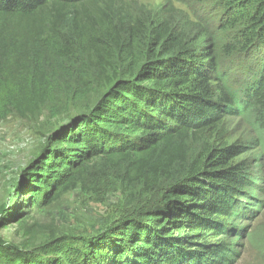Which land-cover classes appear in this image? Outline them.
<instances>
[{"label":"trees","instance_id":"16d2710c","mask_svg":"<svg viewBox=\"0 0 264 264\" xmlns=\"http://www.w3.org/2000/svg\"><path fill=\"white\" fill-rule=\"evenodd\" d=\"M215 1L223 15L212 29L196 12L198 22L180 28L173 4L142 21L124 0H0V123L12 114L34 117L44 107L58 118L63 89L70 101L88 100L86 74L75 89L67 82L74 76L67 63L79 54L105 85L84 115L49 135L28 167V202L52 205L80 187L102 200L116 187L91 172L100 160L112 171L123 168L117 184L126 205L153 200L147 211L134 210L114 232L85 245L89 252L67 249L64 239L54 245L55 261H29L19 251L9 255L0 242V264H228L230 246L205 257L206 239L224 229L219 218L258 213L263 202L243 191L252 188L244 186L246 166L234 162L235 148L208 149L180 183L165 189L176 167L187 163V142L202 140L230 113L252 128L264 151V0ZM250 54L255 62L245 86L230 87L225 61ZM241 191L246 200L234 203L229 196ZM56 230L35 223L25 232L56 240ZM252 236L264 258V235Z\"/></svg>","mask_w":264,"mask_h":264},{"label":"rangeland","instance_id":"374dc122","mask_svg":"<svg viewBox=\"0 0 264 264\" xmlns=\"http://www.w3.org/2000/svg\"><path fill=\"white\" fill-rule=\"evenodd\" d=\"M187 1L191 4L183 5L178 0H124L135 9L139 15L138 19L142 21L173 4L169 10H172V19L180 28L185 27L187 22H198L194 18V12L197 13L199 20H205L212 29L216 27L223 15V9L215 0H203L200 3L194 0ZM70 23L71 19L64 26V31L68 30ZM254 62L253 54L225 61L230 87L239 89L245 86L249 79L248 72L253 68ZM67 66L74 71L72 79L67 81L73 89L77 86L79 76L87 75L85 78L89 80V89L92 91L88 100L70 101L66 94L67 90L63 89L58 93L57 110L60 113L58 118L52 119L50 109L44 107L34 117L21 119L12 114L0 123V212L2 207H6L0 217V242L3 243L4 249L10 250L9 255L13 256L14 251H19V254L30 256L29 261L40 259L55 261L59 246L54 245L64 239L67 249L89 252L90 248H84L85 245L104 239L133 217L136 213L134 210L147 211L148 202H153L151 200L144 203V199L139 197L134 206L126 205L122 201V187L118 185V176L122 174L123 168L112 171L101 160L91 165V172L107 176V183L112 181V188L116 187L115 191L107 193L102 200H99L93 191L80 187L52 205L40 203L34 206L28 202L30 190L27 180L28 167L43 153L49 135L58 127L73 121L74 117L77 119L84 115L82 111L85 104L89 101V104L95 105L105 93V85L101 81L98 69L85 62L83 55L79 54L76 59L70 60ZM127 67L124 65L120 68L124 72ZM219 147L235 148L234 162L244 163L246 166L242 180L244 186L252 188L247 190L246 187L243 191H249L263 202L256 204L258 213L248 210L240 213L235 210L233 221L219 218L224 229L218 235L206 239L207 246L201 253L207 257L218 247L230 246L231 253L226 255L228 264H264V258L254 247L252 238L255 233L264 235V151L252 128L239 114H228L225 121L212 132H208L202 140L194 139L187 142V163L176 167L173 179L165 189L180 183L195 160L200 161L208 149ZM243 191L231 194L229 198L234 203L239 199L246 200ZM23 215L26 216L24 223L21 221L14 223ZM35 223L56 228V240L48 234L36 238L29 236L25 230Z\"/></svg>","mask_w":264,"mask_h":264}]
</instances>
